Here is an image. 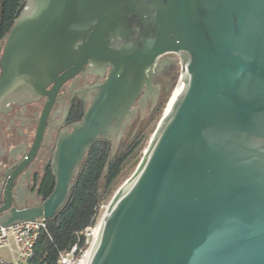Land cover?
<instances>
[{"label": "water", "instance_id": "1", "mask_svg": "<svg viewBox=\"0 0 264 264\" xmlns=\"http://www.w3.org/2000/svg\"><path fill=\"white\" fill-rule=\"evenodd\" d=\"M169 54L185 86L107 206L88 264H264V0H26L0 43V115L89 64L110 71L60 136L43 204L12 205L0 160V227L57 217L93 144H119L136 103L144 116L138 100Z\"/></svg>", "mask_w": 264, "mask_h": 264}, {"label": "flooded vegetation", "instance_id": "2", "mask_svg": "<svg viewBox=\"0 0 264 264\" xmlns=\"http://www.w3.org/2000/svg\"><path fill=\"white\" fill-rule=\"evenodd\" d=\"M174 58L169 54L158 60L150 85L144 86L138 100L142 102L145 114L141 116V107L136 103L138 113L127 126L120 143L117 134L108 139L101 137L93 144L81 162L79 175L73 181L74 186L65 207L71 202L81 173L94 156L99 162L104 161L100 185H105L107 175L116 166L118 174L115 183L122 176L126 161L139 145L137 139L142 134L143 126L157 115L167 96L169 69L177 63ZM109 71L110 68L108 71L97 70L89 64L84 73H78L59 84H51L47 89L48 94L40 100L28 104L11 103L0 115V141L3 142L0 160L8 162L6 169L9 177L5 185H14L10 199L13 206L40 205L52 194L56 182L52 163L60 136L66 132L72 133L74 125L82 123L96 90ZM123 159L126 160L121 163Z\"/></svg>", "mask_w": 264, "mask_h": 264}, {"label": "trees", "instance_id": "3", "mask_svg": "<svg viewBox=\"0 0 264 264\" xmlns=\"http://www.w3.org/2000/svg\"><path fill=\"white\" fill-rule=\"evenodd\" d=\"M24 4L25 0H0V43L9 33ZM174 87L175 85L169 83L166 100ZM165 102L159 111L163 109ZM88 163L74 187L71 202L56 219L49 220L50 237L45 234L40 237L29 264H58L60 255L70 251L77 243L78 235L97 224L102 202L108 199L113 191L118 166L110 170L105 185H100L104 161L99 162L97 156H94ZM85 243L86 238L82 236L80 243L82 250L87 249Z\"/></svg>", "mask_w": 264, "mask_h": 264}, {"label": "built area", "instance_id": "4", "mask_svg": "<svg viewBox=\"0 0 264 264\" xmlns=\"http://www.w3.org/2000/svg\"><path fill=\"white\" fill-rule=\"evenodd\" d=\"M96 226V225H95ZM89 227L78 235L77 243L70 251L60 255L58 264H84L85 256L92 244V230ZM50 237L49 220L39 219L9 228L0 227V251L5 250L7 257L0 256V264H29L34 256L35 246L40 237ZM86 238L87 249L80 248L81 237Z\"/></svg>", "mask_w": 264, "mask_h": 264}, {"label": "rangeland", "instance_id": "5", "mask_svg": "<svg viewBox=\"0 0 264 264\" xmlns=\"http://www.w3.org/2000/svg\"><path fill=\"white\" fill-rule=\"evenodd\" d=\"M26 2V0H25ZM169 83L173 86L175 85V87L173 88V90L171 91V93L169 94V97L165 98L164 101L165 105L163 106V109L161 111H159L157 113V115H155L153 118L150 119L148 124H145L143 126V131L142 134L140 135V137L137 139V142H139V145L137 147V149L135 150V152L133 153V155L130 157L129 161L126 162L125 168L123 169V174H121L122 176L117 180V182L115 183L114 187L112 188L113 191L111 193V195L109 196L108 199H105L102 202V206L100 208L99 214H98V218H97V222L100 218V216L102 215V213L105 211L104 209L109 205L110 201L112 200V198L114 197V195L116 194V192L121 189V187L129 180L133 177V175L136 173L137 168L139 163L143 160L145 153L148 150V146L150 145L151 139L158 127V124L160 122V118H162L164 110L166 111L167 109V103L169 100H171L173 98L174 95V91L176 89V87L178 86L181 76H182V66L179 60H177V63H175V65H173V67H171L169 69ZM170 102V101H169ZM169 104V103H168ZM135 142L133 143H128V145L130 144L133 145ZM129 146V147H130ZM97 225V224H96ZM0 256L2 257H7L8 253L5 250L0 251Z\"/></svg>", "mask_w": 264, "mask_h": 264}, {"label": "bare ground", "instance_id": "6", "mask_svg": "<svg viewBox=\"0 0 264 264\" xmlns=\"http://www.w3.org/2000/svg\"><path fill=\"white\" fill-rule=\"evenodd\" d=\"M185 76H183V79H184ZM181 80L178 84V86L176 87L175 91H174V95H173V98L170 100L168 106H167V109L165 112H167L171 105H172V102L173 100L179 95V93L183 90L184 86H185V82L184 80ZM106 209L107 207L104 209L105 211L102 213V215L100 216L98 222H97V225L93 228L92 230V233H91V236H92V243H93V240L94 238H96V235L97 233L99 232V229L103 226V222H104V217H105V212H106ZM91 252H92V244H91V247L90 249L88 250V252L86 253V256L84 257L85 260H84V264H88L89 261H90V258H91Z\"/></svg>", "mask_w": 264, "mask_h": 264}]
</instances>
